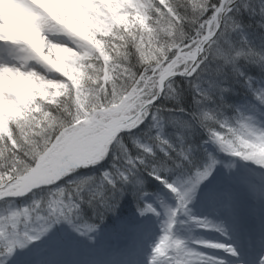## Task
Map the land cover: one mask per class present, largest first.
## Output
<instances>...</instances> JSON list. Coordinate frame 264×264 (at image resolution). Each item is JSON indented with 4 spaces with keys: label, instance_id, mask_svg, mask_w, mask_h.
<instances>
[{
    "label": "snow or ice",
    "instance_id": "obj_1",
    "mask_svg": "<svg viewBox=\"0 0 264 264\" xmlns=\"http://www.w3.org/2000/svg\"><path fill=\"white\" fill-rule=\"evenodd\" d=\"M242 9L256 11L250 0H0V264L37 241L91 240L129 190L141 217H163L147 264H227L213 250L238 257L232 244L180 234L191 225L228 236L222 224L193 213L221 161L191 136L198 126L203 144L264 168V119L256 118L264 111L226 105L229 89L218 85L210 93L194 84L189 121L166 119L159 104L179 102L175 78L198 80L211 57L217 75L230 66L264 106V88L239 68L243 59L264 71V54L228 39L243 35L235 15ZM149 120L141 142L136 133ZM166 124L178 129L175 141L162 134ZM109 156L102 177L82 174ZM145 176L175 205L148 202Z\"/></svg>",
    "mask_w": 264,
    "mask_h": 264
},
{
    "label": "trees",
    "instance_id": "obj_2",
    "mask_svg": "<svg viewBox=\"0 0 264 264\" xmlns=\"http://www.w3.org/2000/svg\"><path fill=\"white\" fill-rule=\"evenodd\" d=\"M188 2L191 3L192 0H188ZM237 3H239V1ZM250 3L254 5L256 9L255 13L250 14L249 11L242 9L239 13L235 14L243 28V35L238 32H233L229 35L228 39L236 46H239L242 41L246 40L249 47H251L257 53L264 54V27H261V24H264V17L259 14L260 5L261 3H264V0H250ZM218 63L219 62L213 61L210 57L209 60L206 61L205 71L198 80L191 77L186 79L175 78L176 83L174 86L180 90L182 95L179 102L164 100L161 98L159 106L164 109L163 112H166V114H163L164 117L167 115L166 119H173L177 121H189L191 119L190 114L195 108V100L197 99L194 84L198 85L201 90H207L210 93L216 92L217 85L219 87L228 88L229 91L224 93V101L226 105H235L247 108L255 106L258 111H263L264 106L258 104L252 95L251 90L244 85V78L235 76L230 66H225L221 75L216 74ZM239 68L240 71L245 73L246 77L253 78L255 87L257 82H264V71H262L258 65L248 63L247 61L241 59L239 61ZM260 86L264 87L263 83ZM218 99V95H213V100L218 101ZM209 107L216 108L217 104L210 101ZM177 108L183 109V111H178L176 110ZM175 111L181 115V119H178L177 117L172 118V112ZM221 111H223L225 117H231L233 115L232 108L225 107ZM252 113V111H249L247 114L251 115ZM147 130L141 129V131L136 133L135 138L140 139L141 142H144V137L142 136ZM152 131L154 133L155 129ZM177 132V128L173 127L171 124H166L163 128L162 134L169 137L170 140L175 141L177 139ZM206 139L207 136L205 132L198 126L195 127V130L191 136L192 143L196 144L198 147L202 146L208 151L213 152V154L217 156L221 163L223 160L227 161L228 159H231L229 155L218 152L216 150V146L211 144V142L208 144H203V141ZM124 142L129 147L130 151L135 154L137 150L132 144V139L125 136ZM158 154L163 155L162 153ZM113 162L114 161L112 157L109 156L108 159L102 161L100 164H97L90 169H83L82 174L102 177L104 171L111 170ZM242 162L244 163L250 161L242 160ZM218 167L219 164L217 165V170L213 173V176L210 177L209 180L215 178L216 176L218 177V175H215L219 172ZM221 169L223 170V168ZM242 169L247 170L245 168ZM226 170L227 174L229 175V167ZM261 170L263 172L264 168L261 167ZM249 172L251 175H253L252 177L256 175L261 176V173L257 172L256 170H250ZM173 178H175V174ZM125 187L130 188V186ZM144 188L148 195H151L156 199L163 200L167 197H171L170 192L159 182L154 181L151 177H144ZM167 200H169V198ZM21 202L22 201H16L15 204L19 205ZM28 202H30V200ZM147 216L154 215L150 214L141 217L137 212V205L132 192L130 190L126 191L120 200V206L117 209V212L114 215H109L104 220L91 240L80 238L75 234H71L70 236H67V238L62 242L51 241L41 243L40 241H37L34 243V245H29L27 248L17 249L12 256L6 258V264H31L35 261L36 256H39V254H43L52 258L54 257L55 250L60 251L57 254H60L62 256L61 258L66 260L69 258L72 259L75 258V249L73 248H76L77 246H79V249L82 251L85 260L88 261L87 257L90 250L95 251L98 246L100 248L109 249L113 246V243L117 239L130 237L133 228L142 222ZM57 227L59 228L61 226L57 225ZM64 227L66 228L67 226L65 225ZM70 246H73V248L70 249ZM93 248L95 249L93 250Z\"/></svg>",
    "mask_w": 264,
    "mask_h": 264
},
{
    "label": "rangeland",
    "instance_id": "obj_3",
    "mask_svg": "<svg viewBox=\"0 0 264 264\" xmlns=\"http://www.w3.org/2000/svg\"><path fill=\"white\" fill-rule=\"evenodd\" d=\"M51 76L55 77L57 74L51 73ZM264 85V82H262ZM261 82H257V88H264L260 85ZM264 111V109H263ZM172 118H180L181 115L179 113L172 112ZM166 114V112H163ZM253 114V113H252ZM251 114V115H252ZM167 118V115L165 116ZM257 120L264 119L260 115H256ZM179 121V120H178ZM146 123L142 125L141 129L147 130L149 121H145ZM142 133V132H141ZM140 133V134H141ZM142 136V135H140ZM144 137V136H142ZM232 170H237L238 165L235 157H232ZM223 163H221L222 165ZM227 169V166H225ZM242 170V169H240ZM226 171V170H224ZM242 174L239 173V176L243 179H251L252 175L249 173ZM225 180V181H224ZM227 178L225 177L223 180H215L214 186H211L209 189H205L198 194V198L192 204L193 213L198 216H208L212 219L215 223L222 224L223 227L227 231V238L215 231H203L200 229H196L191 225H186L180 229V234L184 237L191 236L193 238L204 239L208 241H218L224 242L228 244H232L238 250V257L234 258L226 253H223L220 250H213L215 255L221 256L227 264H245L243 259H250V253L253 251H257L256 257L259 254H264V246L261 244V240H264V215H260V206L264 204V184H255L253 182H244L245 189L244 199H247L246 202V211H247V218L244 220L243 218L239 217L238 207H236V202L233 200L232 191L237 189V184H233L235 188H229L226 184ZM219 188L218 190L216 188ZM242 188V187H241ZM240 188V189H241ZM212 193L217 194L220 197L219 202L214 199L208 200V194ZM232 197V198H231ZM260 197L263 201L260 204H256V198ZM237 197H235L236 199ZM148 202L153 203L155 207L158 208L161 205V202L158 200H153L150 197L146 198ZM168 199V198H167ZM166 199V200H167ZM165 200V202H166ZM256 204V205H255ZM148 218V216H147ZM163 221V217L159 219H153L151 221L148 220L144 223L136 234L133 235L131 240L125 241H118L116 242L115 246L112 247L109 251L104 250V248H96L95 251L90 250L88 252V257L91 259L90 262L93 264H147L148 257L151 253L152 246L157 242L159 236L161 235V224ZM252 223H251V222ZM250 227L247 229L244 226ZM230 226V227H228ZM234 226V227H233ZM243 226L242 234H246L249 236V239L245 241L243 239L244 246H240V242L234 237H231L233 234V230ZM231 231V232H230ZM237 231V230H236ZM73 236V235H72ZM231 237V238H230ZM255 237V238H254ZM231 240V241H230ZM245 241V242H244ZM246 242H251L252 244H246ZM88 246V245H87ZM73 246H70L72 249ZM75 249V255L77 256V264H83V255L82 251L77 246ZM95 248H93L94 250ZM59 250L54 251V257L50 258L43 254H39L36 256V262L34 264H62V256L59 253ZM53 256V255H52ZM249 256V257H248ZM248 257V258H247ZM255 257V258H256ZM105 260V261H103ZM257 262V260H253ZM71 264V263H70Z\"/></svg>",
    "mask_w": 264,
    "mask_h": 264
},
{
    "label": "bare ground",
    "instance_id": "obj_4",
    "mask_svg": "<svg viewBox=\"0 0 264 264\" xmlns=\"http://www.w3.org/2000/svg\"><path fill=\"white\" fill-rule=\"evenodd\" d=\"M3 45H0V54L3 53ZM0 59H3L1 56H0ZM250 257H253V253H251ZM236 258V257H234ZM244 262H247L246 260Z\"/></svg>",
    "mask_w": 264,
    "mask_h": 264
},
{
    "label": "clouds",
    "instance_id": "obj_5",
    "mask_svg": "<svg viewBox=\"0 0 264 264\" xmlns=\"http://www.w3.org/2000/svg\"><path fill=\"white\" fill-rule=\"evenodd\" d=\"M213 61H217L216 59H214V58H211ZM218 62V61H217Z\"/></svg>",
    "mask_w": 264,
    "mask_h": 264
},
{
    "label": "water",
    "instance_id": "obj_6",
    "mask_svg": "<svg viewBox=\"0 0 264 264\" xmlns=\"http://www.w3.org/2000/svg\"><path fill=\"white\" fill-rule=\"evenodd\" d=\"M238 1V0H237ZM186 78V77H185Z\"/></svg>",
    "mask_w": 264,
    "mask_h": 264
}]
</instances>
